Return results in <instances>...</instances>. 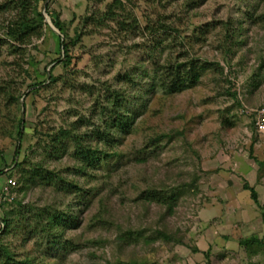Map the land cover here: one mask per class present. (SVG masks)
Wrapping results in <instances>:
<instances>
[{"label": "rangeland", "instance_id": "374dc122", "mask_svg": "<svg viewBox=\"0 0 264 264\" xmlns=\"http://www.w3.org/2000/svg\"><path fill=\"white\" fill-rule=\"evenodd\" d=\"M112 1L43 0L24 44L0 29V241L35 264H264V0H122L116 20L83 22ZM24 2L33 15L35 0H0V24ZM189 58L209 68L166 93L153 67ZM45 211L73 215L59 234L74 250L34 230Z\"/></svg>", "mask_w": 264, "mask_h": 264}, {"label": "trees", "instance_id": "16d2710c", "mask_svg": "<svg viewBox=\"0 0 264 264\" xmlns=\"http://www.w3.org/2000/svg\"><path fill=\"white\" fill-rule=\"evenodd\" d=\"M43 0H35L34 3V8H33V15L30 16V12L28 11L29 6L27 3H21L17 5V3L12 4L10 6L11 9H15V6H17V13L16 15L9 19L8 23H1L0 24V29L3 30V35L11 39L13 41H16L18 43H26L27 38L29 39L31 36H41L42 35V25H43V15L41 11L39 10V4ZM129 1V0H126ZM122 0H113L111 3L106 5V8L103 11H96L92 13L91 15H87L83 17V22L88 23V21L95 26H104L106 22L109 20H116L117 16V8L122 5ZM49 5L47 4L46 10L48 9ZM118 21V20H117ZM119 22V21H118ZM122 23V22H121ZM53 24L60 30L62 34H65V29L63 28L62 24L58 21L53 20ZM81 36V33H76L74 39L70 40L69 43L71 44H76V42L79 40ZM5 38V39H6ZM5 39L0 38V42H5ZM10 45V44H9ZM12 46V45H11ZM61 46L63 48L64 52H67L68 50V44L65 42H61ZM10 47V46H9ZM149 58H153L152 54H148ZM208 60L203 61H197L195 58H189L186 59L185 61L179 62V63H172L170 60H168V63L162 65V66H156L155 68L153 67V70H155V74L157 76V82L159 86L163 90H165L166 93H172L176 91L179 87L183 86L184 84H187L189 86H193L194 84L197 83V81L200 79L202 72L206 69H208ZM156 65V64H155ZM216 65H219L216 63ZM51 81H54L55 78L53 76H50ZM108 90V89H107ZM109 91V90H108ZM110 92V91H109ZM111 94L114 93L113 91L110 92ZM229 93V92H228ZM230 94V93H229ZM233 96H235L233 93H231ZM115 99L118 101V98L116 97L117 93L114 94ZM236 98V97H235ZM118 104L115 103V105ZM114 105V104H113ZM114 112L115 114V120L110 124L109 128L111 129L113 126H118V128H121L120 126L122 124V119L125 117L124 113L120 111H111ZM110 130L107 131V134H104L101 138L107 139L111 138V132ZM177 134V133H176ZM164 136V135H163ZM59 138L60 137H67L72 140L75 144V149L79 150V138L80 137H75L69 135V131H64V129H60L59 131ZM113 138V137H112ZM85 149V148H84ZM105 152V151H104ZM90 150L89 148L85 152L83 151L84 155V161L83 164L87 165L88 163L91 162V157H89ZM260 165H263L264 162H259ZM35 167L42 172L38 173L35 172L32 175V178H37V177H44L46 176L44 173V166H41L40 164H36ZM2 172H0L1 174ZM244 187L250 191V196L251 198L256 202L259 203L257 191L253 188L250 187L247 183H245ZM156 191H154V194H147L144 196V199L147 201L154 200L158 203H168L167 201H164L160 197L156 196ZM6 203H0V207H4ZM18 204L21 206L22 203L18 201ZM261 209L263 210L261 217L264 222V205L260 204ZM14 212V211H13ZM12 212V213H13ZM11 211H5L1 221H2V234L8 233L13 226L15 222V214H12ZM48 213V211H45L39 215H37L38 219L40 220L38 222V225L34 229L38 233H45L47 232V235L49 238H52V243H55L56 247H61L63 248V251L69 252L74 250L75 248L70 247L72 242H65L63 244L62 242V235H60V229L62 228V225L65 222H71L72 221V214L70 215L69 221H64V218L67 216V214L60 215L58 213L54 214H47L46 217H44V214ZM95 219L101 218L100 213L94 217ZM157 234L159 238H162L165 241H173L176 243H180L179 239L174 238L173 236L169 235L167 231L165 230H157ZM128 238V233H120L116 239L118 240V243L121 241L124 242ZM197 248H194L196 250ZM0 264H35L34 259L30 257L29 255H24V256H17L8 246V244H4L3 242L0 241ZM129 264H132L130 262Z\"/></svg>", "mask_w": 264, "mask_h": 264}, {"label": "built area", "instance_id": "2783aa9c", "mask_svg": "<svg viewBox=\"0 0 264 264\" xmlns=\"http://www.w3.org/2000/svg\"><path fill=\"white\" fill-rule=\"evenodd\" d=\"M254 127L257 132L259 133H264V106L259 107L255 111V119H254ZM12 180H8V185L6 184L5 187L3 188L2 193L8 194V187H12Z\"/></svg>", "mask_w": 264, "mask_h": 264}, {"label": "water", "instance_id": "95a60500", "mask_svg": "<svg viewBox=\"0 0 264 264\" xmlns=\"http://www.w3.org/2000/svg\"><path fill=\"white\" fill-rule=\"evenodd\" d=\"M46 1H48V0H46ZM42 15H43V16H46V15L44 14V12L42 13ZM45 18H46V17H45Z\"/></svg>", "mask_w": 264, "mask_h": 264}]
</instances>
